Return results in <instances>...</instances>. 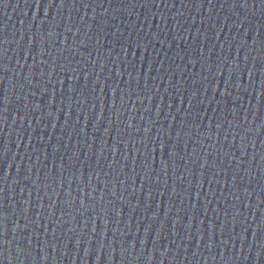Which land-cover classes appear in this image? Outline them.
<instances>
[{
    "label": "water",
    "instance_id": "obj_1",
    "mask_svg": "<svg viewBox=\"0 0 264 264\" xmlns=\"http://www.w3.org/2000/svg\"><path fill=\"white\" fill-rule=\"evenodd\" d=\"M0 264H264V0H0Z\"/></svg>",
    "mask_w": 264,
    "mask_h": 264
}]
</instances>
